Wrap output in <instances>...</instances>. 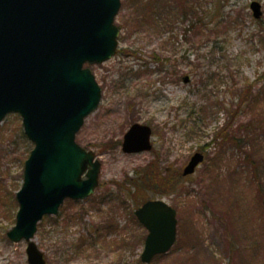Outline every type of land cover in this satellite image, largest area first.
<instances>
[{
  "label": "rangeland",
  "instance_id": "1",
  "mask_svg": "<svg viewBox=\"0 0 264 264\" xmlns=\"http://www.w3.org/2000/svg\"><path fill=\"white\" fill-rule=\"evenodd\" d=\"M115 23L116 56L89 66L101 103L76 138L102 165L99 187L39 224L47 264H143L137 194L177 211L175 245L150 264H264V0H121ZM134 124L152 128V151L123 152ZM33 148L21 117L9 115L0 124V264H29L27 242L7 233ZM202 151L204 163L183 178ZM156 169L181 176L177 187L146 184L141 195L134 181Z\"/></svg>",
  "mask_w": 264,
  "mask_h": 264
},
{
  "label": "water",
  "instance_id": "2",
  "mask_svg": "<svg viewBox=\"0 0 264 264\" xmlns=\"http://www.w3.org/2000/svg\"><path fill=\"white\" fill-rule=\"evenodd\" d=\"M120 8L121 0H0V124L10 114L20 115L34 144L16 195V223L7 237L28 243L29 264H47L33 241L44 217L58 216L65 200H84L99 186L102 165L76 137L102 99L95 75L85 66L116 56ZM250 8L260 20L262 5L255 1ZM122 149L126 154L151 151V127L134 124ZM203 161L196 153L183 176L194 174ZM135 215L148 230L141 261L150 264L174 246L177 212L164 200H150Z\"/></svg>",
  "mask_w": 264,
  "mask_h": 264
},
{
  "label": "trees",
  "instance_id": "3",
  "mask_svg": "<svg viewBox=\"0 0 264 264\" xmlns=\"http://www.w3.org/2000/svg\"><path fill=\"white\" fill-rule=\"evenodd\" d=\"M192 28H193V25H192ZM223 138L226 139V142L236 143L235 139L231 138L230 136H227V134L224 135ZM161 175L162 174L157 172V169H156V172L149 171L148 175H146L145 178H140V180L137 179L138 181L135 180L134 181L135 182L134 186L136 187L137 192H138V188H139V192L141 193L143 191V189H145L144 185H146V184H149V185L154 186V187H158V188H162V189L171 191L172 189H174V186L177 187L178 181H180V179H181V176H179V175L176 176V177H172L170 180L167 177L166 178H162ZM134 195L135 194H133V196ZM141 195H142V193H141ZM137 197H138V194H137V196H136L134 201L136 202L137 207H139L140 205H142L145 202L146 198L141 196V200H138Z\"/></svg>",
  "mask_w": 264,
  "mask_h": 264
},
{
  "label": "bare ground",
  "instance_id": "4",
  "mask_svg": "<svg viewBox=\"0 0 264 264\" xmlns=\"http://www.w3.org/2000/svg\"><path fill=\"white\" fill-rule=\"evenodd\" d=\"M236 200L237 199H235V200H229L228 202H225V204H229L230 202H235L236 203ZM233 205V204H232ZM235 210H236V212H237V207L235 208ZM242 213V212H241Z\"/></svg>",
  "mask_w": 264,
  "mask_h": 264
}]
</instances>
